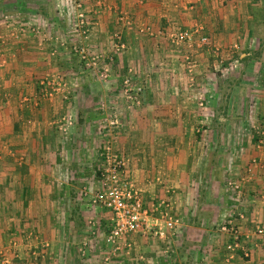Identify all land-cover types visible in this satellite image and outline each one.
<instances>
[{
  "label": "rangeland",
  "instance_id": "rangeland-1",
  "mask_svg": "<svg viewBox=\"0 0 264 264\" xmlns=\"http://www.w3.org/2000/svg\"><path fill=\"white\" fill-rule=\"evenodd\" d=\"M141 1L133 0V5ZM181 1L172 5L180 11L176 17L158 29L145 24L134 27L129 13L117 14L115 21L124 32L136 29L137 36L159 37L169 52L162 64L159 59L138 60L119 68L118 57L125 58L131 47H126L118 30L108 38V52L87 42L90 17L86 8L101 10L111 5L108 0H0V53L11 54L19 44L24 50L22 40L32 41L27 49L36 46L45 61L44 72L34 83L38 100L43 105L59 102L61 107L52 117L51 135L37 143L46 157L31 159L26 155L30 143L10 138L11 145H7L6 138H0V225L3 229L12 217L14 226L12 234L4 239L0 235V264H207L211 245L223 246L229 254L237 249L226 246L231 243L230 232L238 229L244 201L234 213L228 210L227 202L238 196L226 181H237L240 195L247 200L252 199L251 194L256 196L253 189L263 181L257 169L259 155L264 152V112L262 94L256 89L264 86V8L260 6L264 0H246L244 13L234 15L237 28L225 44L210 37L195 19L193 1ZM218 2L225 5L229 0ZM164 3L167 9V0ZM189 15L194 23L182 24ZM247 51V58L240 59L239 54ZM155 73L160 77L164 73L161 79L167 82L158 91L153 83ZM89 87L105 90L99 95ZM82 94L91 104L89 109L80 103ZM176 104L184 105L186 117L193 114L199 121L186 126L189 142L169 139L182 127L153 125L151 110L146 109L154 105L160 108L158 115L168 116L175 112ZM2 109L4 118L18 113L17 108L2 105ZM140 130L150 137L144 146L138 141ZM33 145L35 148V142ZM22 152L26 157H21ZM163 152H177L175 161L181 154L185 161L179 163L185 167V176L175 174L177 167L164 175L155 171L156 159ZM8 162L9 170L4 168ZM30 165L39 170L40 193L49 197L40 207L30 206L34 217L27 215V207H16L17 201L12 204L20 192L18 178L8 184L4 174L11 176L15 168ZM133 169L137 173L131 172ZM112 173L135 192L148 228L111 241L107 238L112 223L109 211L107 226L85 217L89 222L82 223L81 231L69 233L67 217L72 205H67V183L75 185L74 198L80 208L87 209L86 204L105 208L93 198L105 196ZM177 176L181 188H162L165 178ZM152 182L157 184V192L154 189L150 198L151 188L144 185L143 190L137 183L150 186ZM207 204H216V208L207 210ZM16 209L22 221L11 216ZM37 211L41 214L36 219ZM47 217L53 219L48 222ZM165 221L171 222V229L164 228ZM253 232L263 234L264 227H255ZM222 252L223 248L218 253Z\"/></svg>",
  "mask_w": 264,
  "mask_h": 264
},
{
  "label": "crops",
  "instance_id": "crops-1",
  "mask_svg": "<svg viewBox=\"0 0 264 264\" xmlns=\"http://www.w3.org/2000/svg\"><path fill=\"white\" fill-rule=\"evenodd\" d=\"M25 1V0H24ZM111 4L108 7H104L101 10H99L96 6L92 8H86V15L90 17V24H89V38L87 42H90L89 45H93L95 49L103 50V52H108L110 50V44L108 41L109 36L118 30L120 37L122 36V40H125L126 47H131V52L128 51L125 58L118 57L119 60H117V65L119 68L125 67V63L128 65L130 64H137L138 60H154L157 59V61H160V64L164 63L162 62V58H168L166 56L169 52H167L166 46L167 43L164 42L162 39H157L159 37H153V39L150 37H143V36H137L136 35V29H132L135 32L132 31H123L121 27L116 23L115 19L118 13L126 12L131 15V17L134 19V27H137L138 24H145L151 26V28H159V25H165L168 24L170 18L174 19L176 17V14H178L180 11L174 9L173 7L174 3H182L181 0H167L169 7L166 9L165 0H142L139 4L133 5V0H108ZM193 1L194 9L191 11L193 13V16L196 20L200 21V23L203 25L205 32L208 33L210 37H213L217 39L219 43H227L230 35L233 33V28L235 27L234 18L238 16V14L244 13V6L246 0H229V3L225 5H221L218 0H189ZM134 2H137V0H134ZM173 5V6H172ZM261 7L264 8L263 5L260 4ZM260 8V7H259ZM44 12V10H43ZM190 13V12H189ZM175 17H174V16ZM181 15V14H180ZM234 15H236L234 17ZM182 16V15H181ZM180 16V18H182ZM189 19H183L182 24H185L187 26H191L194 23V17L192 15L188 16ZM193 21V22H192ZM192 22V23H191ZM227 28V29H226ZM127 30V29H125ZM221 36L223 38H221ZM223 40V42H222ZM26 45L25 49L22 50V45L19 44L21 47H17L18 49H15V52L11 53H0V57H4V59H0V138L1 140L3 138H6L4 142H7V145H11L9 143L10 138L21 140L22 143H30V152H27L26 155L30 154V158L33 159H40L46 157L45 152H43V148L39 147L37 145L38 140L44 139L47 140V136L51 135L52 131L50 130L52 125V117L54 114H58L61 107L60 104L57 102H52L50 104H42L40 100H38L37 93L38 92L34 86L35 79H38V76L40 73L44 72V63L45 61H42L44 57H41V53H39L36 46H30L31 49H27V43H30L32 41L24 39L22 40ZM87 44V43H86ZM109 44V49L106 47ZM100 45V46H99ZM98 46V47H96ZM37 49V50H36ZM94 50V49H92ZM38 51V52H37ZM106 55V53L104 54ZM248 51L244 53L239 54V58H247ZM142 58V59H141ZM159 59V60H158ZM263 60V59H261ZM155 63V61H153ZM151 65L152 62H149ZM165 74L163 73V76L160 77V73H155V76H153V83L156 86V91L159 90L161 85H166V83L163 81V78ZM259 88V85H257ZM90 90H95L98 92L99 95L103 94L104 88H90ZM258 90L259 94L261 93L262 96V102H261V112H264V86ZM95 92V93H97ZM37 100V102H36ZM44 100V98H43ZM82 101L80 103H83V108L89 109L88 107L91 106L90 103H88L86 94L85 96L82 94ZM151 104H153V99H151ZM19 101L20 103L17 105H14V102ZM23 102V103H22ZM63 104V103H62ZM2 105L3 108L8 109H16L17 112L14 117L12 118H4V113L2 112ZM159 105V104H156ZM167 107H173L167 106ZM167 111H169L168 108ZM184 105H177L176 104V110L171 115L168 114V116H160L158 115L159 107H154V105H148L146 109H150L151 113V119L152 122L156 123L153 125L158 126H164L168 124H174L176 127H182L181 131L176 132V135L174 137H168L169 139H174L175 142H185L186 140L189 142L190 137L189 133H186V126L194 125V123H197V117L191 115V117H186V112ZM85 112V111H84ZM183 112V113H182ZM165 113V112H164ZM84 116H86V113H83ZM143 116V115H141ZM169 117V118H167ZM148 118V117H147ZM41 119L44 121L41 122ZM51 121V122H50ZM12 122V123H11ZM27 123H31L28 125ZM143 126V123H142ZM47 127V130H46ZM49 127V129H48ZM143 129V128H142ZM141 129V130H142ZM178 129V128H177ZM140 130V136L138 141L142 146L145 145L146 141L150 140V137L148 138L147 132L144 133ZM190 132V130H188ZM144 133V134H142ZM168 134V132H167ZM179 134V135H177ZM18 137V138H15ZM46 136V137H45ZM156 137L153 136L151 138V141H155ZM35 142V148L33 143ZM158 147V146H157ZM159 148V147H158ZM176 148H178V145H176ZM183 149V146L182 148ZM27 151L28 149L25 148ZM144 151V149H141ZM179 150V149H177ZM182 151V150H180ZM17 155H19V151H17ZM21 157H26L25 154L22 152ZM49 157L51 156L50 153H48ZM144 155V153L142 152ZM174 155H177V152L175 154L163 152L159 153L157 159H156V169L155 171L159 172L160 174H166V173H173L174 168L177 167L175 172L178 170L177 174H181L178 176H185V171L183 172V169L185 168L184 165L181 162H184L185 160L183 157L179 156V159L175 161ZM143 157V156H142ZM154 158V157H153ZM161 163H158L159 161ZM258 160L261 163L259 168L257 169L258 173H260V176H263V181H260L261 184L255 186V190L253 189L255 197L251 194L250 197L252 199L247 200V198L243 197V195L239 194L238 198L234 197L230 202H227L226 204L229 208L228 210H232L234 213L237 210V205L241 204V207H243L244 213H239V226H238V233L239 239L241 241V246L237 248L234 253H228L224 250L223 246H220L218 248H215L211 245L210 252L208 257L207 264H264V233L260 235H256L253 231L255 227H264V152L259 155ZM10 162L6 164L4 168L10 169ZM12 164V163H11ZM2 169L4 171L5 169ZM79 172L82 171V168L79 167ZM12 172L11 176L7 175V172L4 173L7 177L8 184L10 182L14 181V178H18V189H19V196L16 195V198H13L12 204H16V207H24L27 209V215L29 216L30 213L33 215V209L30 208V206H39L40 204H43V201L49 198L48 196H43L40 193V186L37 184L40 179L39 170L33 166H27L23 169L21 168H15ZM5 172V171H4ZM77 172V171H75ZM133 173H137L134 169L131 170ZM178 176L175 178L167 177L165 178V184L162 186V188L170 187V188H181L183 184L179 183ZM257 177V176H256ZM5 180L4 182L6 183ZM135 180V179H134ZM256 181V180H255ZM227 182V181H226ZM259 182V181H258ZM155 183V182H154ZM153 182L149 185L147 184H139L143 190H145L144 185L148 186L150 189V198L152 195H155L154 189H156L157 192V184L155 185ZM149 184V183H148ZM161 184V183H160ZM2 185V184H1ZM6 186V185H5ZM38 187V189H34ZM34 189V190H33ZM75 189V185L72 184V182L67 183V205L72 207L70 208L68 212L67 217V231L70 232H77L79 233L81 231L82 223H88L89 219L86 221V218H93L95 221L99 224L106 225L108 223V219L110 217V212L108 209L101 208L100 206H94L88 207L87 209L84 207V209L80 208L77 199L74 198L73 190ZM227 189V188H226ZM32 191V195L30 196V193ZM35 191H37L35 193ZM165 191V190H164ZM173 191V190H171ZM231 191V190H229ZM251 191V190H250ZM147 194V190L145 191ZM232 192V191H231ZM4 193L1 192V195ZM248 197L249 194L245 193ZM4 195V194H3ZM249 197V198H250ZM14 200V201H13ZM72 202V204H70ZM46 204V202H45ZM81 204V203H80ZM216 208V204H207V210L210 208ZM40 207V206H39ZM38 207V208H39ZM40 212L37 211L36 219ZM11 216L15 217L16 220L22 221L23 216L20 213L18 209L15 210L14 214ZM10 216V217H11ZM44 211L42 214L41 219L44 220ZM5 217V215H4ZM34 217V215H33ZM86 217V218H85ZM49 219L52 220L53 217L48 218L47 220L49 222ZM11 220V221H10ZM13 218L11 217L9 220L6 221V225L2 229V226L0 225V235L4 239L7 235L12 234L13 232ZM84 220V221H83ZM246 220V221H245ZM251 222L252 224L248 223ZM3 223V222H1ZM90 227V226H85ZM83 228V227H82ZM93 231V230H91ZM236 231V232H237ZM89 232V231H88ZM92 233V232H90ZM135 234H129L128 237L134 236ZM223 248L222 253H218ZM248 252V256L246 255V252ZM244 255V256H243ZM38 264V262L33 263Z\"/></svg>",
  "mask_w": 264,
  "mask_h": 264
},
{
  "label": "built area",
  "instance_id": "built-area-1",
  "mask_svg": "<svg viewBox=\"0 0 264 264\" xmlns=\"http://www.w3.org/2000/svg\"><path fill=\"white\" fill-rule=\"evenodd\" d=\"M186 36V33H184ZM179 38L181 36L179 35ZM203 40V39H202ZM228 188H230L236 196L240 194V186L235 180H228L226 182ZM108 192L103 195H96L93 198V202H98L101 206L105 207L111 212V226L110 234L108 233V239L113 240L119 236L127 233H135L138 231H145L148 227L146 224V219L143 217L144 214L139 210L138 201L135 197V192L130 190V185H128L124 180L117 179L114 173L108 177L107 187ZM171 222L165 221V229H171ZM229 230H233L229 228ZM261 233V230H257ZM158 236H163V232L156 231ZM230 235L232 237L231 243L227 244L228 249L234 250L238 247L236 232L231 231Z\"/></svg>",
  "mask_w": 264,
  "mask_h": 264
}]
</instances>
